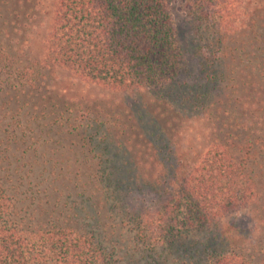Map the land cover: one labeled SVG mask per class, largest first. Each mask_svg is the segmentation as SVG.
Here are the masks:
<instances>
[{"label": "rangeland", "instance_id": "obj_1", "mask_svg": "<svg viewBox=\"0 0 264 264\" xmlns=\"http://www.w3.org/2000/svg\"><path fill=\"white\" fill-rule=\"evenodd\" d=\"M55 1L0 0V175L18 173L17 182H7L17 205L47 188L45 201L67 203L85 217L96 213L101 237L115 246L119 264H203L237 245L261 260L264 231L261 242L249 229L242 238L226 233L231 223L251 216L248 208L150 250L134 241V223L115 194L123 187L120 176H133V190L152 189L147 197L154 206L160 201L155 188L175 187L157 159L168 164L174 154L181 167L216 138L235 152L243 139L246 145L250 131L235 119L231 75L234 65L263 55L264 0H232L229 11L201 23L189 0H167L183 66L168 85L134 92L83 81L61 67H40ZM203 61L211 64L209 72L201 69ZM28 66L32 84L23 85L21 72ZM192 89L208 91L195 109L183 103L197 92ZM130 202L138 204L136 197ZM257 209L264 214V200Z\"/></svg>", "mask_w": 264, "mask_h": 264}, {"label": "trees", "instance_id": "obj_2", "mask_svg": "<svg viewBox=\"0 0 264 264\" xmlns=\"http://www.w3.org/2000/svg\"><path fill=\"white\" fill-rule=\"evenodd\" d=\"M189 1L200 23L213 22L232 3ZM45 42V54L37 62L41 68L61 67L83 81L122 92L164 87L183 66L179 33L167 0H56ZM249 62L234 65L231 75L235 119L241 127L245 122L244 129L250 131L246 145L242 146L243 139L235 152L224 139L216 138L202 155L182 161L181 167L174 154L168 164L157 159L162 175L170 170L175 187L155 188L160 201L154 206L147 197L151 188L133 190V176H120L118 187H123L115 198L134 223L138 246L150 249L247 208L251 216L231 223L226 233L242 238L249 229L262 241L264 214L257 207L264 200V52ZM210 68L208 61L201 63L204 72ZM21 75L26 78L23 85L32 84L30 66ZM192 90L197 92L183 98V103L195 109L208 91ZM17 174L0 175V264H119L115 246L101 237L96 213L85 217L67 203L45 201L47 188L32 191L27 205H17L7 185L18 181ZM154 180L160 183L158 177ZM131 197L138 200L135 207L130 205ZM248 240L255 241L251 236ZM259 250L264 253L262 245ZM203 264H264V254L253 261L237 245L213 253Z\"/></svg>", "mask_w": 264, "mask_h": 264}]
</instances>
